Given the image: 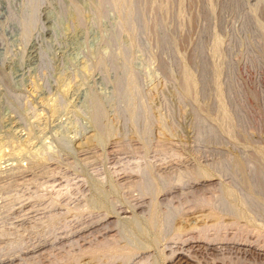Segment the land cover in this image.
Instances as JSON below:
<instances>
[{"label": "rangeland", "instance_id": "rangeland-1", "mask_svg": "<svg viewBox=\"0 0 264 264\" xmlns=\"http://www.w3.org/2000/svg\"><path fill=\"white\" fill-rule=\"evenodd\" d=\"M263 169L264 0H0V264H264Z\"/></svg>", "mask_w": 264, "mask_h": 264}, {"label": "bare ground", "instance_id": "bare-ground-1", "mask_svg": "<svg viewBox=\"0 0 264 264\" xmlns=\"http://www.w3.org/2000/svg\"><path fill=\"white\" fill-rule=\"evenodd\" d=\"M178 1H179V0H178ZM209 1H210V0H209ZM227 1H228V0H227ZM236 1H239V0H236ZM212 3H213V2H212ZM222 3H223V2H222ZM229 3H230V2H229ZM260 3H261V2H260ZM262 3H263V2H262ZM205 4H206V3H205ZM227 4H228V3H227ZM230 4H231V3H230ZM232 4H233V3H232ZM237 6H238V5H237ZM256 6H257V5H256ZM258 6H259V5H258ZM260 6H261V5H260ZM176 7H178V6H176ZM230 8H231V7H230ZM181 9H182V8H181ZM208 9H209V8H208ZM253 9H254V8H253ZM258 9H259V8H258ZM221 10H222V9H221ZM212 11H213V10H212ZM235 11H236V10H235ZM250 11H251V10H250ZM255 11L258 12V10H257L256 8H255ZM255 11H254V12H255ZM180 12H181V11H180ZM182 12H183V11H182ZM238 12H239V11H238ZM251 12H253V11H251ZM255 14H257V16H258V13H255ZM221 16H222V15H221ZM211 17H212V16H211ZM223 17H224V16H223ZM212 20H213V19H212ZM224 20H225V19H224ZM210 21H211V20H210ZM213 23H214V22H213ZM177 26H178V25H177ZM179 27H180V26H179ZM179 27H178V28H179ZM180 29H181V28H180ZM174 31H175V30H174ZM212 34H213V33H212ZM211 37H212V36H211ZM219 40H220V39H219ZM218 44H219V43H218ZM253 165H254V164H253ZM259 165H260V164H259ZM251 168H252V167H251ZM253 168H254V167H253ZM259 169H260V168H259ZM257 170H258V169L255 168L254 171H257ZM263 170H264V169H263ZM263 170H262V171H263ZM254 171H252V173H253ZM260 171H261V170H260ZM262 171H261V173H264V172H262ZM258 172H259V170H258ZM258 172H256V173H258ZM261 173L256 174V177H255V178L253 177V178L255 179V181H256L257 176H258V175L260 176ZM249 175H250V174H249ZM262 175H263V174H262ZM262 175H261L260 178H261V180L263 181L264 179H263ZM254 176H255V172H254ZM259 176H258V177H259ZM263 176H264V175H263ZM210 178H211V177H210ZM260 178H259V181H257V182H259V183L261 182V183H262V181L260 180ZM257 180H258V178H257ZM257 182H256V183H257ZM252 183H253V182H252ZM254 183H255V182H254ZM254 183H253V184H254ZM256 183L254 184L255 186H256ZM259 183H258V184H259ZM253 184H249V185H251V187L254 188V187H253ZM260 185H262V184H260ZM260 185H259V186H260ZM259 186H258L259 189H257V187H256L255 190L257 189V190H256V191H257V194H258V193L260 194V192H262V194H260V196H264V195H263V193H264V189L262 188L261 190H263V191H259L260 188H261L262 186H264V183H263L262 186H260V187H259ZM156 190H157V189H156ZM159 190H160V189H159ZM245 190H246V189H245ZM255 190H253V191L255 192ZM251 191H252V190H251ZM253 191H252V192H253ZM254 192H253V193H254ZM253 193H251V194H253ZM259 194H258V195H259ZM258 195H257V196H258ZM249 197H251V196H249ZM247 198H248V197H247ZM247 198H246V199H247ZM254 198H256V197H254ZM244 199H245V198H244ZM246 199H245V200H246ZM249 199L251 200V198H249ZM258 199H259V197H258ZM261 199H262V197H261ZM246 201H247V200H246ZM252 201H253V200H252ZM263 201H264V200H263ZM249 202H250V201H249ZM256 202H257V200H256ZM256 202H255V203H256ZM261 202H262V200H261ZM261 202L259 203V201H258V203H256V205H257V204L260 205ZM198 204H199V203H198ZM251 204H252V203H251ZM248 206H251V205H248ZM262 206L264 207V202H263V205L261 204V207H262ZM251 207H252V206H251ZM251 207H250V208H251ZM255 207H256V206H255ZM258 207H259V206H257V208H258ZM261 207H259V208H261ZM263 207H262L261 211L264 210ZM259 208H258V209H259ZM255 211H256V209H255ZM257 211H258V210H257ZM259 211H260V209H259ZM259 211H258V212H259ZM262 212H264V211H262ZM259 213H260V212H259ZM115 214H116V213H115ZM192 214H193V213H192ZM262 214L264 215V213H262ZM257 217H258V216H257ZM248 219H249V218H248ZM263 219H264V218H263ZM258 222H259V221H258ZM250 227H251V226H250ZM201 230H202V229H201ZM261 234H262V233H261ZM64 236H65V235H64ZM197 237H198V236H197ZM60 238H61V237H60ZM201 238H202V237H201ZM219 239H220V238H219ZM223 240H224V239H223ZM243 241H244V240H243ZM262 241H263V240H262ZM36 245H37V244H36ZM137 249H138V248H137ZM139 250H140V248H139ZM171 252H172V251H171ZM263 258H264V257H263ZM227 259H228V258H227ZM229 259H230V258H229ZM164 260H165V259H164ZM161 262H162V261H161Z\"/></svg>", "mask_w": 264, "mask_h": 264}]
</instances>
